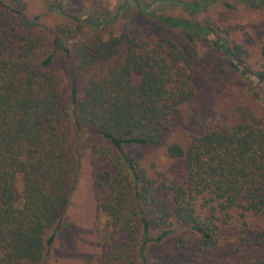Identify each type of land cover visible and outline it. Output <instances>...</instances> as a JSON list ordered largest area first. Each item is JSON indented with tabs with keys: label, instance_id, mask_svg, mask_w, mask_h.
I'll return each mask as SVG.
<instances>
[{
	"label": "trees",
	"instance_id": "16d2710c",
	"mask_svg": "<svg viewBox=\"0 0 264 264\" xmlns=\"http://www.w3.org/2000/svg\"><path fill=\"white\" fill-rule=\"evenodd\" d=\"M42 1L59 25L29 18L26 0H0V264H47L92 136L105 143L93 147L108 166L96 188L116 264H164L151 251L173 238L176 249L219 255L233 219H264V124L250 107L236 115L224 105L226 120L169 141L180 110L209 88L195 84L193 47L130 23L147 16L188 43L211 42L263 106L264 35L255 68L243 45L198 20L220 0H117L81 10L76 0ZM237 1L264 10V0ZM154 2L186 17L160 14ZM162 144L181 165L177 179L145 164L144 151Z\"/></svg>",
	"mask_w": 264,
	"mask_h": 264
},
{
	"label": "rangeland",
	"instance_id": "374dc122",
	"mask_svg": "<svg viewBox=\"0 0 264 264\" xmlns=\"http://www.w3.org/2000/svg\"><path fill=\"white\" fill-rule=\"evenodd\" d=\"M26 1L29 18L38 15L43 26L59 25L61 19L57 14L48 11L42 0ZM146 1L150 3L152 0ZM76 3L79 10L88 3L112 8L117 5V0H76ZM153 4V9L160 14L186 17V14L177 7L159 6L160 3L157 2ZM198 20L214 23L220 37L230 44L243 45L246 52L245 61L257 68L264 35V10H254L237 0H220L205 14L199 16ZM130 24L133 31L158 36L168 34L183 46L193 47L192 54L198 75L195 77V84L209 88V94L202 96L197 104L185 106L180 110L183 117L181 120L175 119L174 123L181 126L173 128L169 141L178 140L183 133L203 131L204 121L209 125L226 120L228 113L224 111V105L231 107L233 110L229 113L236 115L250 107L248 112L264 124V106L251 98L249 84L231 67L226 55L217 51L211 42L198 38L188 43L181 32L171 31L170 34V31L147 16L136 15ZM207 108L209 111H206ZM194 117L200 118L199 124H193L190 129L186 128L184 125L191 124ZM103 144L105 143L92 136L88 139L87 145H83L84 156L78 184L64 208V226L57 236L47 264L117 263L111 253L115 244L105 238L106 217L98 210L96 178L98 173L108 166L93 147H100ZM165 147L162 144L158 148L145 150L144 161L149 168L155 167L152 171L174 180L181 174V165L168 156ZM221 246L219 255L199 252L196 245L189 250L176 249L173 238L164 246L153 249L151 258L154 262L163 257L164 264H251L255 259L264 256V219H253L248 226L233 219L221 241Z\"/></svg>",
	"mask_w": 264,
	"mask_h": 264
}]
</instances>
